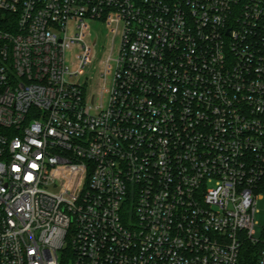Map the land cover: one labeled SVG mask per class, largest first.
I'll list each match as a JSON object with an SVG mask.
<instances>
[{"label": "built area", "instance_id": "obj_1", "mask_svg": "<svg viewBox=\"0 0 264 264\" xmlns=\"http://www.w3.org/2000/svg\"><path fill=\"white\" fill-rule=\"evenodd\" d=\"M261 191L264 0H0V264H264Z\"/></svg>", "mask_w": 264, "mask_h": 264}, {"label": "rangeland", "instance_id": "obj_2", "mask_svg": "<svg viewBox=\"0 0 264 264\" xmlns=\"http://www.w3.org/2000/svg\"><path fill=\"white\" fill-rule=\"evenodd\" d=\"M93 68V65L90 64L86 71H91ZM261 198L258 199L257 202V214L255 216V221L257 223L255 230H256V237H261L264 232V191H261Z\"/></svg>", "mask_w": 264, "mask_h": 264}, {"label": "trees", "instance_id": "obj_3", "mask_svg": "<svg viewBox=\"0 0 264 264\" xmlns=\"http://www.w3.org/2000/svg\"><path fill=\"white\" fill-rule=\"evenodd\" d=\"M244 264H256L257 257L255 250L252 246H246L243 252Z\"/></svg>", "mask_w": 264, "mask_h": 264}]
</instances>
